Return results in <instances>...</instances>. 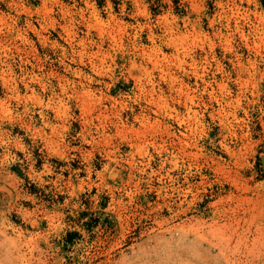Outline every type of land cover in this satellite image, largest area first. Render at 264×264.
<instances>
[{"label":"rangeland","instance_id":"rangeland-1","mask_svg":"<svg viewBox=\"0 0 264 264\" xmlns=\"http://www.w3.org/2000/svg\"><path fill=\"white\" fill-rule=\"evenodd\" d=\"M0 264H264V0H0Z\"/></svg>","mask_w":264,"mask_h":264},{"label":"bare ground","instance_id":"bare-ground-1","mask_svg":"<svg viewBox=\"0 0 264 264\" xmlns=\"http://www.w3.org/2000/svg\"><path fill=\"white\" fill-rule=\"evenodd\" d=\"M113 34H114V33H113ZM143 50H144V49H143ZM179 54H180V53H179ZM183 57H184V56H183ZM150 59H151V58H150ZM180 62H181V61H180ZM181 63H182V62H181ZM185 63H186V62H185ZM2 70H3V69H2ZM163 75H164V74H163ZM30 79H31V78H30ZM174 80H175V79H174ZM135 87H136V86H135ZM76 90H77V89H76ZM77 92H78V91H77ZM76 94H77V93H76ZM82 94H83V93H82ZM156 97H157V96H156ZM154 99H155V98H154ZM81 102H82V101H81ZM87 105H88V104H87ZM154 105H155V104H154ZM158 105H159V104H158ZM84 106H85V105H84ZM88 106H89V105H88ZM85 108H86V107H85ZM87 108H88V107H87ZM193 112H194V111H193ZM195 112H196V111H195ZM99 113H100V112H99ZM101 114H103V112L100 113V115H101ZM105 114H107V113H105ZM105 114H104V115H105ZM97 116H99V114H98ZM101 116H102V115H101ZM102 118H103V117H102ZM105 118H106V117H105ZM105 118H104V119H105ZM145 118H146V117H145ZM100 119H101V118H100ZM147 119H148V118H147ZM98 121H99V120H98ZM99 123H100V122H99ZM101 123H102V122H101ZM147 123H148V122H147ZM144 124L146 125V123H144ZM189 126H190V125H189ZM185 136H186V135H185ZM154 141H155V140H154ZM184 144H185V143H184ZM6 237H8V235H6ZM14 240H15V239H14ZM14 240H13V241H14ZM10 242H11V241H10ZM27 242H28V241H27ZM27 242H26V243H27ZM31 246H32V245H31ZM34 247H35V246H34ZM31 249H32V247H31Z\"/></svg>","mask_w":264,"mask_h":264}]
</instances>
